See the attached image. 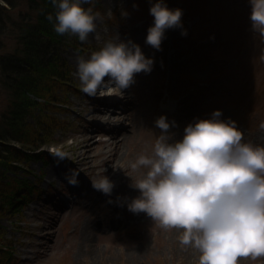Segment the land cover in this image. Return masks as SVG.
<instances>
[{
    "label": "rangeland",
    "instance_id": "rangeland-1",
    "mask_svg": "<svg viewBox=\"0 0 264 264\" xmlns=\"http://www.w3.org/2000/svg\"><path fill=\"white\" fill-rule=\"evenodd\" d=\"M155 2L93 0L92 4L82 5L92 7L102 17L97 21L101 39L97 41L90 34L86 42H81L74 35L78 46L59 48V56L69 68V84H55L50 97L61 104L40 111L50 143L33 152L32 158L28 153L29 160L24 157L22 165L10 174L16 189L7 191L10 206L0 217L5 250L0 254V264H198V250L179 243L181 230L164 229L147 214L135 223L128 222L134 221L135 213L128 208L131 202L120 207L126 212L112 210L111 215L120 220L104 223H98L97 214L99 218L107 214L105 202L95 207L82 202V193L93 187L92 182L102 176L108 178L110 173H104L105 130L89 128L94 132L85 157L80 155L82 148L76 146L81 129L94 124V117L88 113L96 105L94 100H99L97 95L87 96L81 91L77 60H87L116 37L138 45L145 58L153 61L151 71L134 74V83L125 90L126 99L135 104L124 120L132 130L126 145L127 154H132L129 164L141 155H153L161 134L155 121L161 116L166 118L165 106L170 103L177 104V113L176 119H166L169 143L180 141L189 124L210 120L219 110L218 119L235 121L238 130L248 132L242 142L264 147V138L258 133L264 131V35L251 28L249 0H164L168 9H180L182 16L179 27L164 31L159 50L146 43L148 29L154 24L149 9ZM13 3L16 6L9 12L12 22L35 14L27 0ZM1 8H8L3 0ZM8 30L1 37L0 52L13 53L19 45ZM8 108L9 95L0 86V119ZM53 150L62 151L64 158L54 156ZM73 171L78 173L76 185L68 183ZM146 171L130 169L135 175L132 182L136 183ZM24 186L32 193L21 207L17 195H22ZM95 223L98 225L91 228ZM238 264H264V257L241 258Z\"/></svg>",
    "mask_w": 264,
    "mask_h": 264
},
{
    "label": "clouds",
    "instance_id": "clouds-1",
    "mask_svg": "<svg viewBox=\"0 0 264 264\" xmlns=\"http://www.w3.org/2000/svg\"><path fill=\"white\" fill-rule=\"evenodd\" d=\"M51 3L58 9L56 33L76 35L81 42L90 34L101 39L97 21L102 17L92 7L82 6L93 0ZM249 3L251 28L264 35V0ZM149 13L154 24L146 43L159 50L164 31L180 26L182 11L170 10L164 0H156ZM47 19L51 22L53 16ZM152 63L138 45L116 37L87 60L78 57L76 75L87 96L123 97V90L134 83V74L150 72ZM220 115L216 110L212 119L189 124L183 138L174 143L168 142L169 123L161 116L155 121L161 134L153 155H141L128 165L133 172L147 169L134 185L140 195L128 205L129 210L146 213L164 229L181 230L179 243L198 250V264H238L241 258L264 257V147L242 142L244 134L235 121H222ZM53 155L64 158L59 150H53ZM77 175L73 171L68 183L76 185ZM92 184L104 194L113 188L105 176Z\"/></svg>",
    "mask_w": 264,
    "mask_h": 264
},
{
    "label": "trees",
    "instance_id": "trees-1",
    "mask_svg": "<svg viewBox=\"0 0 264 264\" xmlns=\"http://www.w3.org/2000/svg\"><path fill=\"white\" fill-rule=\"evenodd\" d=\"M3 1L8 8L0 9V43L9 27L8 34L19 47L13 53L0 52V86L9 95L8 111L0 119V217L10 206L7 191L14 188L10 174L17 165H22L24 157L29 160L28 157L35 155L33 152L50 143V133L40 121V111L60 103L50 97L55 84L58 87L69 84V68L59 56V48L78 46L74 35H60L54 30L58 9L51 0H27L35 14L22 17L20 22H12L9 14L16 6L13 0ZM48 15L53 16L51 22ZM30 119L32 123L28 122ZM24 189L22 195H17L21 207L32 193L30 188L24 186ZM1 229L0 226V254H5Z\"/></svg>",
    "mask_w": 264,
    "mask_h": 264
},
{
    "label": "bare ground",
    "instance_id": "bare-ground-1",
    "mask_svg": "<svg viewBox=\"0 0 264 264\" xmlns=\"http://www.w3.org/2000/svg\"><path fill=\"white\" fill-rule=\"evenodd\" d=\"M107 79V78H106ZM126 90V89H125ZM125 90L123 97L118 96H109V95H97V99L94 100L96 104L95 107H91L88 115L94 119V124L88 125L86 129H81L82 134L80 140L76 142V146L78 149L82 148L79 152H81V156L85 157L84 151L86 149H90V140L92 134L89 128L92 127L96 129L95 131L105 130L107 132L108 138L104 141L106 145L104 146V153L107 154L104 158L105 170L104 173H110L108 179L113 183V188L110 194H104L103 192L98 193V190L90 187V192L88 191V195L84 196L82 193V202L88 206L102 205V203H106L108 209L107 214H103L100 218L97 214L98 223L109 222L111 220L118 221V216H112V210L117 211L118 209L126 212L124 208H120L125 203H130L134 198H137L140 193L138 189L134 187L135 182H132L133 177L130 172L129 159L131 157V153L127 154V142L130 140V132L132 130H128L130 123L125 122L124 120L127 117V109L128 108V100H125L126 94ZM130 108V107H129ZM132 119V118H131ZM132 121V120H131ZM133 123V122H132ZM127 147V148H126ZM130 149L132 150V144H130ZM125 150V151H124ZM107 201V202H106ZM132 212V211H131ZM133 213V212H132ZM144 212H139L138 214H143ZM136 216H138L136 214ZM94 221H92L93 223ZM98 225V224H97ZM95 224L91 225V228H95Z\"/></svg>",
    "mask_w": 264,
    "mask_h": 264
}]
</instances>
